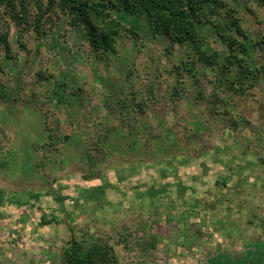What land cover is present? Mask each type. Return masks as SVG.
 <instances>
[{
    "label": "rangeland",
    "instance_id": "rangeland-1",
    "mask_svg": "<svg viewBox=\"0 0 264 264\" xmlns=\"http://www.w3.org/2000/svg\"><path fill=\"white\" fill-rule=\"evenodd\" d=\"M243 1V27L253 37L264 35V5ZM118 13L142 35L132 51L130 39L117 38L120 49L103 55L112 70L95 66L93 55L82 56L85 39L61 14L52 25L42 18L46 33L39 38L25 33L19 39L17 27L5 23L12 48L18 52V39L25 50L4 60L0 46L1 74L7 77L16 64L22 78H38L37 69L54 77L25 92L31 106L0 101V264H60L73 237L84 247L111 245L118 264H200L218 244L259 247L263 255L254 262L262 264L264 78L246 94L227 96L218 66L193 61V68L187 46L170 49L168 38L150 34L144 15ZM253 57L264 66V56ZM53 82L62 113L47 95ZM109 83L126 95L134 91L141 99L153 92L157 98L126 138L119 120L90 106L114 88ZM173 89L179 93L171 102ZM212 93L218 103L232 98L233 107L211 113L206 101ZM44 125L68 138L47 139ZM107 129L110 153L101 162L92 159L88 140ZM42 213L55 221L43 223Z\"/></svg>",
    "mask_w": 264,
    "mask_h": 264
},
{
    "label": "trees",
    "instance_id": "trees-1",
    "mask_svg": "<svg viewBox=\"0 0 264 264\" xmlns=\"http://www.w3.org/2000/svg\"><path fill=\"white\" fill-rule=\"evenodd\" d=\"M232 2H236V4H231ZM242 2L244 1L0 0V46L4 50L2 57L4 60L8 58L18 59V54L24 52L22 49L25 50V41H18V39V52L12 48L9 41L10 30L5 28L7 27L5 25L6 22H11L17 27L19 39L25 33H34L35 37L39 38L46 33L42 26V18L45 17L44 19L49 20L52 25L55 21V15L61 14L73 29L82 33V37L85 39L83 41L85 47L80 49L82 56L85 55L89 59L90 55H93L97 59L95 66H108V69L112 70L110 62H104L103 55L109 52H116L117 47L120 49L118 45L120 42L118 43L117 38L130 39L131 46L129 51H132L131 49L134 48L133 44L136 45L137 40L142 35L134 25H127L118 17V12L123 11L124 14L127 13L129 15H144L150 34L153 37L162 35L168 38L171 42L170 49L173 48V44L187 46L189 48L188 53L192 55L191 62L196 61L205 67L209 65L218 66L219 83L226 87L225 93L227 96L230 93L234 95L237 92L246 94L247 91L258 85L261 79L264 78V66L262 64L259 65L258 61L256 63V59L253 57L255 53H259L262 57L264 56V35L253 37L252 33L243 27L238 15V7L245 6ZM257 2L260 5H264V0H257ZM210 38L213 41L220 42L223 48H215L211 44ZM53 40L54 44H60L57 42V37L53 38ZM250 55L251 57H249ZM17 63H19L18 60ZM175 67L178 68V66ZM192 67L196 68L194 62ZM10 69L9 75L11 76L4 77L1 74L4 68L2 63H0V101L6 104L31 106L29 104L31 100L26 97L23 98L25 92L31 88L34 82L44 80V85H46V79L54 77L51 73L37 69L35 74L38 78L29 80L19 76V68L16 64L11 66ZM130 71L128 69L126 74L129 77L131 75ZM94 80L97 81L98 79L94 78ZM97 83L100 84L99 81ZM7 85L11 87H7ZM108 85L112 87L114 84L109 83ZM58 87L59 85L56 83H54L52 89H48V87L47 95L51 101L50 105L54 107L53 110L62 113L65 109V104H62L55 96ZM113 87L112 90L105 91L102 98L93 100L90 106H99V108L103 109H101L102 113H105L106 110L107 113L119 120L122 129L120 135L122 138H126L130 133L137 130L136 125L141 123V115L149 108L150 103H157V98L155 99L153 92H151L145 98L139 99L140 97L134 91L126 95L125 92H118L115 90V86ZM178 93L179 90L173 89L167 98H169V101L174 102L173 96H178ZM218 99V95L214 93L206 101L211 113H223L225 110L224 106L227 105L233 107L232 98L227 99L228 101L226 102L220 101L219 103ZM83 105V109L88 106V104L86 106L85 104ZM88 110L86 114H89ZM241 120L240 125L245 127L248 124V120L245 117H241ZM70 122H75V119H70ZM233 123L237 125L232 120L231 124L233 125ZM199 124L200 127L204 126L200 122ZM44 131L47 139L51 137H53V140L68 138L67 134H59L57 127L45 126ZM110 135L107 129L99 133L96 138L88 140V146L93 149L91 153L92 159L103 162L109 157L108 153H110V150L106 147L111 144L109 141ZM153 138L158 139V136ZM172 145L174 144L172 143ZM50 148L54 152L57 149L53 145H50ZM36 208L41 211L40 205H37ZM53 219L54 217L48 219L43 213L41 214L43 223L55 221ZM72 239L69 242L70 245L64 250V259L60 264H118L111 245L98 242L92 244V246L84 247L80 241L74 240V237ZM260 240L261 238L257 239V241ZM262 240L261 242L264 246V238ZM205 253L203 259H199L198 263L228 264L229 262H234L235 264H256L254 261L261 258L263 250L259 247L236 248L234 246L227 249L224 244H218ZM211 260H213V263H211ZM184 264L189 263L184 262ZM262 264H264V258Z\"/></svg>",
    "mask_w": 264,
    "mask_h": 264
}]
</instances>
